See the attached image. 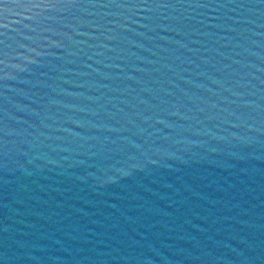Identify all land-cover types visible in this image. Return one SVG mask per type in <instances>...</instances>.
<instances>
[{"label":"water","instance_id":"95a60500","mask_svg":"<svg viewBox=\"0 0 264 264\" xmlns=\"http://www.w3.org/2000/svg\"><path fill=\"white\" fill-rule=\"evenodd\" d=\"M0 264H264V0H0Z\"/></svg>","mask_w":264,"mask_h":264}]
</instances>
